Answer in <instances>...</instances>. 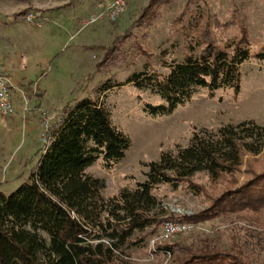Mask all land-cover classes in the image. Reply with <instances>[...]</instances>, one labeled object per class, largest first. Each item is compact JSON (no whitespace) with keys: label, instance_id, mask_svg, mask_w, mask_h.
Listing matches in <instances>:
<instances>
[{"label":"rangeland","instance_id":"obj_1","mask_svg":"<svg viewBox=\"0 0 264 264\" xmlns=\"http://www.w3.org/2000/svg\"><path fill=\"white\" fill-rule=\"evenodd\" d=\"M149 1L130 0L119 18L109 21L100 15L107 0H0L1 67L13 84L16 109L12 115H0L1 192L8 194L27 179L47 140L46 123L57 119L67 103L83 96H98L131 140L112 168L103 167L101 157L85 168L104 179V195L144 179L145 162L156 159L161 149L185 145L192 126L215 127L245 118L264 124V61L256 58L242 63L241 88L236 97L231 88L218 89L212 97L201 92L167 115L144 112L138 95L154 103L162 99L132 83L98 93L97 88L107 78L125 79L131 71L142 68L145 60L152 68L167 71L166 63L179 60L184 53L182 33L190 12L229 21L223 28L228 37L238 30L231 22L238 14L251 48L264 43V0L162 1L150 7L156 14L151 13L148 23L144 8ZM24 9L35 17L16 15ZM112 44V50H117L111 62L97 64L107 50L111 51ZM240 167L235 172L237 183L250 177L251 171L264 170V152L245 154ZM191 179L203 187V194L159 183L152 190L157 203L151 211L158 217L198 212L229 185L230 175L212 182L205 171H196ZM142 235L137 243L123 244L118 264H170L173 255L154 251L157 243L179 241L196 246L207 239L227 249L232 237L246 264H264L263 207L219 214L168 237L162 236L161 223L148 225L131 238Z\"/></svg>","mask_w":264,"mask_h":264},{"label":"trees","instance_id":"obj_2","mask_svg":"<svg viewBox=\"0 0 264 264\" xmlns=\"http://www.w3.org/2000/svg\"><path fill=\"white\" fill-rule=\"evenodd\" d=\"M162 1L168 0L149 1L144 8L148 19L156 14L150 7ZM26 13L24 9L16 15ZM238 16L231 21L238 30L228 37L223 28L229 21L190 12L182 33L184 53L179 60L166 63L167 71H158L145 60L142 68L125 79L107 78L98 93L126 83L148 89L162 99L154 103L138 95L142 110L152 116L167 115L201 92L212 97L218 89L231 88L236 97L242 63L249 58L264 61V43L251 48ZM113 46L97 64L111 62L117 50ZM45 137L27 179L8 194L0 191V264H118L123 244L142 240L143 235L131 236L148 225L155 227L168 218L197 223L219 214L264 208V170L251 171L239 183L235 179L245 154L264 152V124L253 118L215 127L192 126L185 145L161 149L156 159L145 162L144 179L112 195H104V179L85 168L98 157L103 167L112 168L131 140L98 96L67 103L48 124ZM196 171H205L212 182L230 175L229 185L198 212L158 217L151 211L157 203L152 190L159 183L203 194V187L191 179ZM238 246L232 237L227 249L205 239L196 246L179 241L157 243L154 251L172 254L170 264H246Z\"/></svg>","mask_w":264,"mask_h":264},{"label":"built area","instance_id":"obj_3","mask_svg":"<svg viewBox=\"0 0 264 264\" xmlns=\"http://www.w3.org/2000/svg\"><path fill=\"white\" fill-rule=\"evenodd\" d=\"M129 1L130 0H107L100 15H104L109 21H115L126 10ZM25 16L31 19L35 17V14L30 11L27 12ZM1 64L0 58V115L8 116L14 114L16 111L11 90L13 84L10 81L8 74L3 72ZM48 124L46 123V128ZM193 224L195 223L186 220L165 219L161 223L162 236L168 237L173 234L187 231L193 227Z\"/></svg>","mask_w":264,"mask_h":264},{"label":"crops","instance_id":"obj_4","mask_svg":"<svg viewBox=\"0 0 264 264\" xmlns=\"http://www.w3.org/2000/svg\"><path fill=\"white\" fill-rule=\"evenodd\" d=\"M3 68H4V67H3ZM3 68H2V70L5 71V68H4V69H3ZM12 97H13V96H12Z\"/></svg>","mask_w":264,"mask_h":264}]
</instances>
